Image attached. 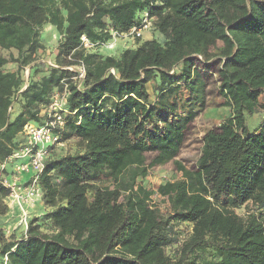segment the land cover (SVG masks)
<instances>
[{"label":"trees","instance_id":"16d2710c","mask_svg":"<svg viewBox=\"0 0 264 264\" xmlns=\"http://www.w3.org/2000/svg\"><path fill=\"white\" fill-rule=\"evenodd\" d=\"M144 12L162 43L136 39L114 56L81 47L82 36L102 44L111 31L137 27ZM44 27L58 36L51 65L38 62ZM0 50L16 54L0 56V163L24 143L27 123H42L63 79L60 143L78 146L65 156L54 149L45 162L39 185L49 211L19 239L0 226V264H264V116L254 130L246 126L264 112V0H0ZM79 61L77 88L67 68ZM215 61L229 114L203 134L186 169L176 158L208 107ZM168 163L181 178L156 189L163 217L143 181ZM8 194L0 185V218ZM182 224L191 231L180 244Z\"/></svg>","mask_w":264,"mask_h":264},{"label":"built area","instance_id":"2783aa9c","mask_svg":"<svg viewBox=\"0 0 264 264\" xmlns=\"http://www.w3.org/2000/svg\"><path fill=\"white\" fill-rule=\"evenodd\" d=\"M152 20L148 13L144 12L140 15L138 26L132 27L128 32L118 34L111 31V39L102 44L90 43L82 36L80 38L81 47L88 51L95 48L112 51L120 39L134 41L142 38L144 33L151 30ZM48 64L51 65V63ZM67 69L75 72L71 81L79 88L85 77L83 64L79 61L77 65ZM24 76L27 79L26 70ZM61 84L62 91H54L41 112L42 123L39 125L27 123L23 128L24 143L0 163V185L9 191L6 204L11 210L13 208L18 210L19 223L24 229L28 223V208H33L42 199L39 177L44 170L45 162L56 147L62 146L60 139L65 126V116L68 114L65 106L69 91L66 79H63ZM8 166L12 168L9 174L7 173ZM23 174L30 175L26 182H22Z\"/></svg>","mask_w":264,"mask_h":264},{"label":"rangeland","instance_id":"374dc122","mask_svg":"<svg viewBox=\"0 0 264 264\" xmlns=\"http://www.w3.org/2000/svg\"><path fill=\"white\" fill-rule=\"evenodd\" d=\"M153 38L157 39L162 43V38L156 32L144 33L140 41L151 40ZM57 39L58 36L55 34L53 29H51L50 27L43 28L40 34V41L42 43V46L44 47V54L40 55L38 60L39 63H54ZM135 46L136 41L120 39L116 42L115 50L103 51L102 53L106 56H114L117 55L123 49L133 48ZM9 55H11V52L0 50V56L8 58ZM14 55L16 54L14 53ZM10 64H12V67L14 66V69L16 70V66L13 63H8L9 66ZM199 67L201 68V65H199ZM217 68L218 63L215 61L211 64L207 74L208 107L205 112L199 114L195 118V120L190 124L185 135V141L183 143V146L180 150L179 155L176 158V160L186 169H192L195 164V161L199 156V150L201 147V139L203 134L208 130L216 129L221 123V121L229 114V110L223 106V100L218 95V83L216 80ZM12 69L10 68V70ZM26 71L28 76V68H26ZM35 79H38V77H36ZM16 112L17 110L16 108H14L12 113L15 114ZM263 116L264 112L262 110L253 116H248L246 118L247 128L250 131L254 130L262 121ZM77 150L78 146L76 140L70 139L66 141L62 146L56 147L54 152L57 156H65L71 155ZM180 178L181 174L175 170L172 163H168L162 167H155L151 169L149 171L148 176L143 181V185L145 186L146 191L149 193L150 202L152 203V205H155L157 207L163 217L166 216L169 212L165 201L157 195L156 189L159 185L163 184L164 182H174L180 180ZM36 205L37 207L34 209L35 211L31 214H29V211L27 210V221L34 217L41 218L43 214L49 211L45 206H43L41 202L36 203L35 206ZM236 213L239 216H243L245 214V210L242 208L237 209ZM19 217V212L17 214H10L8 212L5 217L0 218V226L4 229L6 237H10L12 239H19L25 232L24 227L19 223ZM41 227L42 231L44 232H47L49 230L48 226ZM190 231L191 226L188 224H182L176 228V232L180 233V235H178L180 244L190 233ZM205 256L206 255H204V257Z\"/></svg>","mask_w":264,"mask_h":264},{"label":"crops","instance_id":"0c3cea01","mask_svg":"<svg viewBox=\"0 0 264 264\" xmlns=\"http://www.w3.org/2000/svg\"><path fill=\"white\" fill-rule=\"evenodd\" d=\"M11 54H13V56H15L14 55V52H11ZM5 58V57H4ZM15 65V64H14ZM9 65L8 64H6L5 66H4V71L5 72H9V73H13L14 71H15V69H14V66L12 67V64H10V66L8 67ZM10 68L12 69V70H10ZM16 68V67H15ZM11 167H7V173L9 174V173H11L12 171H11ZM29 177H30V175L29 174H23L22 175V177H21V179H22V182H26L28 179H29ZM28 178V179H27ZM8 207V206H7ZM37 207V205L35 206V207H30V208H28V211H29V214H31L32 212H34L35 210V208ZM8 209H10L9 207H8ZM9 213L10 214H13V213H18V210L16 209V208H13L12 210H9Z\"/></svg>","mask_w":264,"mask_h":264}]
</instances>
